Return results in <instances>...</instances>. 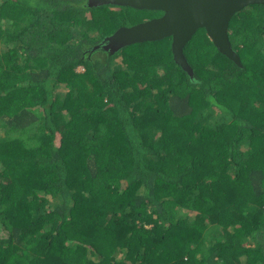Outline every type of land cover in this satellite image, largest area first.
<instances>
[{"label": "trees", "instance_id": "obj_1", "mask_svg": "<svg viewBox=\"0 0 264 264\" xmlns=\"http://www.w3.org/2000/svg\"><path fill=\"white\" fill-rule=\"evenodd\" d=\"M162 14L0 0V264H264V4L101 46Z\"/></svg>", "mask_w": 264, "mask_h": 264}, {"label": "water", "instance_id": "obj_2", "mask_svg": "<svg viewBox=\"0 0 264 264\" xmlns=\"http://www.w3.org/2000/svg\"><path fill=\"white\" fill-rule=\"evenodd\" d=\"M89 5H126L138 9L161 10L162 15L131 26H121L107 36L101 45L106 50L137 42L172 37L174 59L193 76L184 47L198 28H205L220 52L241 65L240 57L229 38V22L234 14L249 4H264V0H88ZM100 45H95L94 49Z\"/></svg>", "mask_w": 264, "mask_h": 264}, {"label": "rangeland", "instance_id": "obj_3", "mask_svg": "<svg viewBox=\"0 0 264 264\" xmlns=\"http://www.w3.org/2000/svg\"><path fill=\"white\" fill-rule=\"evenodd\" d=\"M0 49H1V46H0ZM66 91H67V89L64 86H59L57 88V94H59L61 98H63V96L66 93ZM0 132H3V130L2 131L0 130ZM0 235L1 236H6L7 235L6 231L1 226H0Z\"/></svg>", "mask_w": 264, "mask_h": 264}, {"label": "clouds", "instance_id": "obj_4", "mask_svg": "<svg viewBox=\"0 0 264 264\" xmlns=\"http://www.w3.org/2000/svg\"><path fill=\"white\" fill-rule=\"evenodd\" d=\"M210 38V37H209ZM219 50V49H218Z\"/></svg>", "mask_w": 264, "mask_h": 264}]
</instances>
